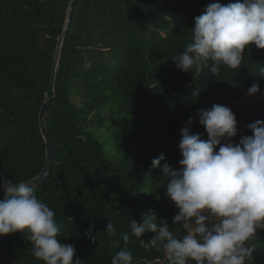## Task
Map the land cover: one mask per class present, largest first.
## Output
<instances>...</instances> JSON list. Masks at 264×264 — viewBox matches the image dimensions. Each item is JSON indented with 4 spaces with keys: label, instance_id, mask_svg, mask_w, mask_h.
Wrapping results in <instances>:
<instances>
[{
    "label": "trees",
    "instance_id": "trees-1",
    "mask_svg": "<svg viewBox=\"0 0 264 264\" xmlns=\"http://www.w3.org/2000/svg\"><path fill=\"white\" fill-rule=\"evenodd\" d=\"M70 2L0 0V174L15 183L37 177L45 165L39 114ZM216 2L235 0L76 2L46 119L53 166L34 188L63 223L59 239L75 245L73 259L81 264H111L121 249L132 253L134 264H169L163 245L157 250L148 243L155 233L137 238L130 228L133 219L142 223L151 211L157 223L166 219L178 238L186 234L181 225H172L179 209L166 196L167 178L152 160L164 154L162 165L179 168L182 129L207 139L199 112L214 104L236 114V143L253 134L250 124L264 120V49L251 45L239 68L220 65L218 75L211 73V62L184 72L173 59L190 42L195 17ZM254 83L260 90L249 95ZM195 88L197 98L191 96ZM94 123L110 132L113 152L108 153ZM109 221L115 235L106 231ZM125 232L128 243L122 239ZM0 243L17 264H44L20 232L0 236ZM252 243L248 264H264V229ZM0 264H11L2 251Z\"/></svg>",
    "mask_w": 264,
    "mask_h": 264
},
{
    "label": "clouds",
    "instance_id": "clouds-1",
    "mask_svg": "<svg viewBox=\"0 0 264 264\" xmlns=\"http://www.w3.org/2000/svg\"><path fill=\"white\" fill-rule=\"evenodd\" d=\"M253 44L264 49V0L216 2L195 17L190 42L173 59L184 72L209 67L211 62V73L218 75L220 65L239 68L246 48ZM260 72L264 76V68ZM259 90L254 83L248 94ZM199 92L195 88L191 96L197 98ZM192 122L190 117L188 124ZM199 123L207 139L187 126L182 129L179 168L167 162L162 165L164 154L152 160V166L167 178L166 196L179 209L172 225H181L186 234L178 238L168 221L157 223L151 211L142 223L132 220L131 234L141 238L146 232L155 233L148 243L157 250L162 244L169 264H188L190 260L195 264H248L255 248L252 241L264 229V120L250 124L253 134L242 136L239 143L232 140L240 130L230 107L214 104L202 109ZM0 187L5 193L0 199V236L22 233L33 245V256L44 264H81V259H73L75 245L59 239L64 225L38 198L32 181L15 183L0 174ZM106 231L116 233L110 221ZM86 235L95 242L91 232ZM122 239L128 243L129 234L123 233ZM118 245L119 241L113 247ZM111 264H134V257L121 249Z\"/></svg>",
    "mask_w": 264,
    "mask_h": 264
},
{
    "label": "water",
    "instance_id": "water-1",
    "mask_svg": "<svg viewBox=\"0 0 264 264\" xmlns=\"http://www.w3.org/2000/svg\"><path fill=\"white\" fill-rule=\"evenodd\" d=\"M77 1L78 0H71L70 5L68 7V11H67V20L65 22V25H64V28H63L61 35L57 39V47H56L55 58H54V63H53L51 83H50V87L46 93V97H45V100L42 104L40 114H39L40 129H41V133H42L43 138H44L45 143H46V161H45V165H44V168L41 171V173L37 177L32 178L30 180H27V181L33 182V187L40 186L45 181L47 176H49L50 171H51L52 166H53L52 142H51L50 134L47 130V126H46V119H47V115H48L47 112H48V107H49V105H50V103H51V101L55 95L56 71H57L59 61H60L63 43H64L65 37L68 33V29H69V26L71 23L72 10H73ZM4 196H5L4 190L0 191V199H2ZM0 251L4 252L6 255L9 256V258L11 260V264H17V261H16L15 257L13 256V254L11 253V251L7 247L2 245L1 243H0Z\"/></svg>",
    "mask_w": 264,
    "mask_h": 264
},
{
    "label": "rangeland",
    "instance_id": "rangeland-1",
    "mask_svg": "<svg viewBox=\"0 0 264 264\" xmlns=\"http://www.w3.org/2000/svg\"><path fill=\"white\" fill-rule=\"evenodd\" d=\"M75 101L77 103H79V99L78 97H75ZM92 126H94L93 130L97 133V135L102 138L105 142H107L108 144V153L113 152V150L115 149L114 147H112V145L110 144V139H111V135L110 132L107 130L106 127L104 126H99L97 125V123H94Z\"/></svg>",
    "mask_w": 264,
    "mask_h": 264
}]
</instances>
